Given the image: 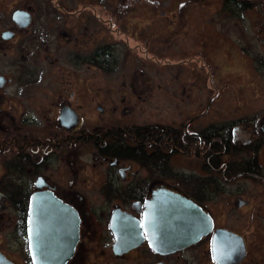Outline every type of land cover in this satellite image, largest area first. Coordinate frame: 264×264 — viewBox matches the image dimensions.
Returning a JSON list of instances; mask_svg holds the SVG:
<instances>
[{
    "label": "flooded vegetation",
    "instance_id": "flooded-vegetation-1",
    "mask_svg": "<svg viewBox=\"0 0 264 264\" xmlns=\"http://www.w3.org/2000/svg\"><path fill=\"white\" fill-rule=\"evenodd\" d=\"M259 1L261 0H171L168 8L177 7L174 11L188 20L193 4L215 2L220 3L218 12H227L231 17L242 20L245 14L256 11L255 4ZM81 2L85 3L76 8L75 0H0V62L3 63L1 57H4L5 45L17 42L25 54L24 59L29 57L31 60L53 61L51 57L60 56L59 51L66 49L67 59L71 61L81 63V60L91 57L89 62L99 65L96 57L109 47V43L105 42L102 49L94 45L91 54L82 51V46L77 44V22L85 19L91 20L98 27L105 26L111 39L116 31L118 34L121 31H118L119 27H113L114 14L109 7L98 12L90 0H80ZM141 5L143 7L144 4ZM160 6L161 0H158L154 3L153 10L159 11ZM121 9L124 12L130 11L127 16L135 22L145 15V11H142L144 7L134 10L125 3ZM237 27L239 31L242 30L243 23L240 22L235 28ZM257 31L260 29L254 33L259 47L264 44V39L259 38ZM142 32L139 29L137 34L141 35ZM126 46L131 51L138 48L136 43L130 45L127 42ZM85 56L87 59H84ZM260 56L257 53L255 59L263 64ZM0 77L3 78L0 82V264H34L29 249L30 204L34 193L45 191L53 193L63 203L71 206L79 217L78 240L70 260L65 264H264V135L248 140L247 143H255L252 147L250 144H243L242 146L249 147L241 146L244 153L240 152L236 161L238 163L228 171L229 166L224 161L217 168L208 167L210 152L206 149L207 139L226 147L216 152L219 154L218 158L221 154L229 156L231 150H235L239 126L230 121L227 124L212 125L205 131H197L203 134L201 152L204 154V161L201 163L207 167L203 170V178L214 173L219 180L223 179L225 182L237 177H248L257 179L262 184L243 191L240 188L231 191L226 186L204 188L195 192V197L181 193L192 198L207 213L211 219L209 231L191 245L167 254L156 253L143 230V239L139 244L124 253L115 254L113 245L116 235L112 232L110 223L113 211L120 210L142 223L145 201L161 185V180L155 177L121 184L117 179L118 171L111 168L116 166L111 163L110 170L105 172L99 184L92 183V180H99L100 177L95 176L91 180L89 176L87 185H77L75 179L78 170L73 167L75 162L77 164L78 151L87 149L88 146L93 147L99 142L97 138L90 136L92 132L100 131L99 135L105 137L102 129H81L82 120L77 105H72L71 101L64 98L56 105V114H53L56 127H51V131L44 130L46 132L43 133L26 125V118H23L22 111H18L16 107L29 96L30 99L33 98L32 93L26 94L25 87L28 84L38 85L42 76L34 80L22 76L14 79L12 75L0 71ZM14 84H18L19 94L23 97H18L19 103L16 105L10 103V96L7 95V89ZM60 93L64 95L67 92L63 89ZM48 94L51 95V92ZM74 94V91H70L71 99ZM63 107L77 114L75 126L61 124L60 113ZM99 107L102 111V107ZM258 118L253 119L257 124L252 127L251 135L258 131L264 132V116L259 121ZM183 128L186 130V124ZM233 154L238 156L237 153ZM96 156L100 157L99 154ZM101 157L109 161H123ZM55 163L57 165L54 169ZM225 164L228 167H224ZM79 167L82 169L81 165ZM200 195L203 199L199 201L197 198ZM92 200L94 206L99 202L100 206L111 208H104L101 213L94 212V215L88 210ZM217 206L221 211H215L214 207Z\"/></svg>",
    "mask_w": 264,
    "mask_h": 264
},
{
    "label": "rangeland",
    "instance_id": "rangeland-1",
    "mask_svg": "<svg viewBox=\"0 0 264 264\" xmlns=\"http://www.w3.org/2000/svg\"><path fill=\"white\" fill-rule=\"evenodd\" d=\"M157 1L90 0L98 12L109 7L114 14L113 27H119L118 31H121L120 34L116 31L111 39L105 26L98 27L85 19L77 22V44L82 46V51L91 54L93 47L102 49L105 42L109 43V47L96 57L99 65L91 64V57L81 60V63L71 61L67 59L66 49L59 51L60 56L51 57L53 61L24 59L23 50L17 42H12L5 45L0 71L12 75L14 79L22 76L34 80L42 76L38 85L28 84L25 87L26 94L32 93L33 98L29 96L16 108L22 111L26 125L43 133L46 132L44 130L51 131L54 126L53 114L62 98L77 105L82 120L81 129L89 131L135 125L176 127L177 130L196 133L212 125L233 121V125L239 126L235 150H231V155L221 154L219 158L220 163L224 161L229 166L224 165L229 171L232 165L238 163L236 161L240 152L244 153L243 148L255 144L247 143L248 140L264 135L259 131L251 135L252 127L257 124L253 119L259 116V121L264 116V44L258 47L254 34L260 29L257 31L259 38L264 39V1L255 4L256 11L245 14L242 20L231 17L227 12H218L220 3L215 2L193 4V11L187 20L174 11L177 7L168 8L171 0H161V12L154 11ZM75 3L79 8L85 2L75 0ZM125 3L134 10L144 7V19L140 17L141 20L135 22L128 17L130 11L121 9ZM141 4H144L143 7ZM240 22L243 27L239 31L235 27ZM139 29L143 30L141 35L137 34ZM127 42L130 45L136 43L138 48L127 49ZM257 53L261 55L263 64L256 61ZM181 61L185 62L178 63ZM18 84L7 89L10 103L14 105L19 103V98H23ZM63 89L67 93L61 95ZM70 91L75 92L72 99ZM233 152L238 156H234ZM96 155L92 146L78 151L77 164L75 162L73 167L78 170L77 185H87L89 176L91 180L95 176L100 177L99 180H92V183L99 184L105 172L110 170L111 163L116 166L111 168L118 171L117 179L121 184L151 178L133 161H109ZM203 161L202 156L196 158L177 154L172 156L170 165L175 173L200 178L201 187L194 186L198 190L226 186L231 191L235 188L243 191L262 184L248 177L225 182L214 173L203 178ZM64 179L67 180L66 174ZM160 183L165 188L180 191L178 182L174 180H161ZM91 202L88 210L94 215L108 207L100 206L99 202L94 206L93 200ZM214 208L216 212L221 211L218 206Z\"/></svg>",
    "mask_w": 264,
    "mask_h": 264
},
{
    "label": "water",
    "instance_id": "water-1",
    "mask_svg": "<svg viewBox=\"0 0 264 264\" xmlns=\"http://www.w3.org/2000/svg\"><path fill=\"white\" fill-rule=\"evenodd\" d=\"M3 78L0 77V82ZM99 110L101 108L99 107ZM77 114L63 107L61 124H77ZM68 122V124H65ZM29 219V249L34 264H65L78 240L79 217L74 209L53 193H34ZM142 223L114 210L111 230L116 235L114 253L121 254L139 244L144 230L156 253L178 251L209 231L211 219L191 199L169 188H157L146 199Z\"/></svg>",
    "mask_w": 264,
    "mask_h": 264
},
{
    "label": "trees",
    "instance_id": "trees-1",
    "mask_svg": "<svg viewBox=\"0 0 264 264\" xmlns=\"http://www.w3.org/2000/svg\"><path fill=\"white\" fill-rule=\"evenodd\" d=\"M100 131L92 132L90 136L97 138L95 147L97 154L100 156L115 158L123 161H133L142 169H146L149 177H159L160 180H174L178 182L180 192L186 195L194 196L195 192L200 191V178H191L183 174L175 173L170 160L172 156H193L196 158H204L201 152L203 134L198 132L190 134L180 129L153 127H131L119 126L108 127L107 130L102 129L106 135H99ZM207 150H209V158L207 160L208 167L217 168L221 165L216 152L223 150L221 144L209 142L207 139ZM226 147H224L225 149ZM207 167L203 166L202 170ZM197 198V197H196ZM199 201L203 199L200 195Z\"/></svg>",
    "mask_w": 264,
    "mask_h": 264
},
{
    "label": "bare ground",
    "instance_id": "bare-ground-1",
    "mask_svg": "<svg viewBox=\"0 0 264 264\" xmlns=\"http://www.w3.org/2000/svg\"><path fill=\"white\" fill-rule=\"evenodd\" d=\"M173 127H168V129H172ZM174 129V128H173ZM201 142V141H200ZM138 166V165H137ZM139 167V166H138ZM141 168V167H140ZM142 169V168H141ZM142 170H145L146 172H147V170L146 169H142ZM148 173V172H147ZM161 187H163V188H165V186H163L162 184L159 186V187H156L155 189H157V188H161ZM167 189V188H166ZM171 190V189H170ZM155 191V190H154ZM172 191H174V192H177V193H180L181 194V192L180 191H175V190H172ZM182 195V194H181ZM185 197V196H184ZM185 198H187V197H185ZM188 199H191L192 200V198H188ZM193 201V200H192ZM146 202V201H145ZM194 202V201H193ZM195 203V202H194ZM196 204V203H195ZM144 210H145V205H144ZM145 212V211H144ZM144 212H143V214H144ZM133 218V217H132ZM211 227V226H210Z\"/></svg>",
    "mask_w": 264,
    "mask_h": 264
}]
</instances>
